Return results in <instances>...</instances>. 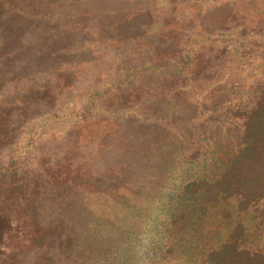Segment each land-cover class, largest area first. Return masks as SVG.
I'll return each mask as SVG.
<instances>
[{"label": "trees", "instance_id": "trees-1", "mask_svg": "<svg viewBox=\"0 0 264 264\" xmlns=\"http://www.w3.org/2000/svg\"><path fill=\"white\" fill-rule=\"evenodd\" d=\"M212 1L163 0L160 4L162 8L163 4L172 6L171 12L184 3L196 2L200 6L194 12V19L200 23L205 44L211 46L187 41L188 47L194 45L189 51L193 61H200L190 70L195 89L204 88V83L212 80L205 78L203 82L202 73L220 69L219 64L226 63L222 61L224 58L237 55L229 42L215 43L218 40L208 39L227 35L232 40L248 34L244 19L231 17L229 13L218 14L225 0H214L209 11L202 8ZM79 4L87 7L82 20H76V14L68 16L67 20L57 19L63 10L62 15H67V8ZM155 5L156 10L159 4ZM202 15L207 17L202 18ZM89 29H95L100 36H109L108 39H114L110 41L119 46L118 53H122L119 62L123 67L118 68L117 74L118 77L124 74L121 82L143 83L148 74L160 78L164 72L168 78L181 83L177 52L166 58L164 62L168 67H164L152 63L133 65L143 60H136L143 54L134 58L129 53L131 49H123L140 44L147 37L149 48L156 53L171 43L161 34L154 13L143 0H0V76L3 75L1 70L16 72L8 75L7 80H0V264H15V255L24 250L39 255L38 258H44L45 254L65 256L67 264H140L146 259L149 262L153 258L150 256V252H154L152 247L160 246L164 232L161 227L159 239H154L156 231L152 224L158 221L157 214L163 220V227L172 223L171 211H163L158 204L164 201L156 198L163 187H172L173 193L183 198L201 196L213 204L231 202L234 212L247 217L249 223H237L226 239L205 256L202 264H264V239L261 238L264 233V83L250 101L238 102L236 98L231 104L235 95L246 97L250 91L237 84L219 89L216 102L220 100L221 104H214L212 100L211 110L230 104L225 113L236 126L231 132L235 134L238 150L211 179L189 172L193 165L190 161L197 157L198 150L190 154L188 144L192 139L199 144L201 126L205 127L208 122L197 126L188 118L181 119L182 116L175 119L177 125L171 124L170 119L162 128L164 124H159L162 118L156 117L154 122L161 128L163 138L156 144L153 143L158 133L150 140L143 139L134 149L124 146L119 153L111 152V144L96 147L94 155L88 156L84 170H77L74 158L66 156L64 159L65 146L51 152L48 164L40 159L33 170L17 160L4 161L2 154L14 144L33 108L41 103L52 104L59 92L51 94L53 84L42 76L51 77L54 71L84 58L88 52L80 43L85 42ZM180 32L194 33L192 27L184 25ZM26 38L31 39L26 40L30 46L25 44ZM65 45L66 51L62 49ZM16 56L23 59L19 70L12 67ZM190 63H193L190 58L183 62L185 66ZM66 76L63 71L59 82L64 79L69 83ZM164 84L172 87L169 86L171 81ZM131 92L125 89L122 96ZM118 100L120 105L123 100ZM186 100L189 107H185L183 113L195 111L201 115L200 112L208 109L202 104L201 110V105L195 102L197 99ZM140 125L148 126L149 120H142ZM120 153L123 156L109 165L110 158ZM128 155L138 164L143 160L146 163L157 161L158 167L146 171L149 175L145 181L141 171L127 172L129 166L118 165ZM142 233L147 235L149 249L138 241ZM28 243L29 247H25Z\"/></svg>", "mask_w": 264, "mask_h": 264}, {"label": "rangeland", "instance_id": "rangeland-1", "mask_svg": "<svg viewBox=\"0 0 264 264\" xmlns=\"http://www.w3.org/2000/svg\"><path fill=\"white\" fill-rule=\"evenodd\" d=\"M154 1L143 0V4L152 10L155 24L158 25L161 34L167 37L171 43L162 52L156 53L149 48L150 41L147 37L140 44L123 49H131L129 53L134 58H137L140 53L143 54L141 58L136 59L137 61L143 60L133 65L152 63L153 65L161 64L164 67H168L167 62H164L166 58L177 52L181 62L177 66V69L182 71L181 83H179L181 85L176 82V79L168 78L164 72L160 78L148 74L143 78V83L136 82L133 85L121 82L124 74H121L120 77L117 74L120 72L118 68L122 66V63L119 62V59L122 58V53H118L119 46L110 41L114 39H108L109 36H100L94 31L95 29H89L85 42L80 43V45L84 44L88 54L84 58L77 59L79 61L68 67L54 71L51 77L42 76L47 82L51 80L53 86L58 84L56 87H50L51 94L59 92L54 96L55 100L52 104L51 102L41 103L33 108V112L24 122L14 144L6 150V153L2 154L6 163L17 160L33 170L40 159L43 163L48 164L52 158L51 152L54 149L59 151V148L65 146L67 153L62 152L64 159L67 158L66 156H70V159L74 158L78 165L77 170H84L88 156L94 155L96 147L111 144V152L119 153L124 150V146L134 149L143 139L150 140L153 135L158 133L155 135L153 143L156 144L163 140L160 129L166 126V120L171 119V124L177 125L176 121L178 120L175 121V119L182 116L181 119L188 118L196 122L197 126L208 122L205 127L201 126L199 144L193 139L188 144L190 154L193 153V150H198L197 157L190 161L193 165L190 166L189 172L207 179L215 177L220 172L227 159L238 150L235 134L231 132L236 126H233V123L227 119L228 116L225 113L230 104L216 109L212 107L213 110L210 107L215 103H222L220 100L216 102V99L220 93L219 89L227 84H237L239 88L250 90L246 97L235 95L231 102L232 105L236 98L238 102L239 100L240 102L250 101L262 88L264 83V0H225L226 3L218 14L226 16L229 13L231 17L236 16L237 19H244V28L248 34L242 38L235 36L232 40H229L227 35L208 39L218 40L215 43L220 40L229 42L231 50H236L237 55H228L227 58H224L222 61H226V63L219 64L221 67L217 68L220 69L213 68L214 70L202 73L203 82H206L205 78L212 80L207 84L204 83V88L197 89H195L196 84L190 75V70L195 67L193 64H198L199 60L193 61L189 51L194 45L188 47L187 41L201 42L202 44L207 42L201 34L200 23L194 19V12L200 6L196 2L184 3L178 5L171 12L172 6L164 4L163 8L160 6L163 0ZM155 3L159 4L156 10L154 9ZM213 4L214 0L204 4L202 8L209 11ZM80 5L82 4L72 6L75 10L72 7L67 8V15H62L65 11L63 10L61 15H57V19L59 21L67 20L68 16L76 14V20H82V13L87 7ZM201 17L207 16L202 15ZM183 25L185 28L192 27L194 33L183 34L180 32L183 30ZM197 34L199 37H195ZM26 40L31 39L26 38L25 44H27ZM33 43L35 42L32 41ZM225 45L223 44V47ZM66 46L62 47L65 51L67 50ZM204 46L211 45L205 44ZM241 46L242 48L239 49ZM32 50H29L28 53L31 54ZM187 58H190L193 63L185 66L183 62ZM22 62L23 59L16 56L12 67H17L19 70ZM63 71L67 73L66 77L70 80L69 83L64 79L59 82L60 74ZM1 72L3 75L0 76V80H7L8 75L16 73L5 70H1ZM164 81H171L169 86L172 85V87L163 85ZM125 89L132 90L131 94L122 96V91ZM171 96L173 98L169 100ZM174 96L180 99L178 100ZM119 98L123 100L120 105ZM190 98L197 99L195 102L201 105V110H203L202 104L206 105L208 109L200 112L201 115L195 111L183 113L184 108L189 107L186 99ZM213 99L214 104L211 103ZM169 115L172 116L168 118ZM156 117L162 118L159 124L164 125H161L160 129L154 122ZM142 120H149V125H140ZM152 130L155 131L152 133ZM159 137L160 139H158ZM122 156L123 153L115 154L110 158L109 165L115 164ZM157 163V161L146 163L143 160L138 164L134 160L131 161L128 155L118 165L129 166L127 172L141 171L142 177H145V181H147L149 174L146 171L157 169ZM146 184L150 186V184ZM156 198L158 201H164L162 204H158L163 211L166 212L167 209L171 211L172 219L170 221L172 223L167 228L163 227V220L159 213L157 214L158 221L151 223L155 225L154 239H159L160 229L164 228L163 235L160 236L162 238L160 246L157 247L155 244L152 247L154 251L150 252V256H153L152 260L148 262V259L145 258L146 260H141L140 264H147V262L151 264H202L205 256L226 239L229 231L237 223H249L245 215L234 212L231 202L213 204L201 196L183 198L178 196L177 192L173 193L172 187L169 189L163 187L159 197ZM261 234V238L264 239V233ZM146 239L147 235L142 233L138 241L142 246L147 245L149 249L148 245L150 244ZM29 244L25 247H29ZM45 255L43 256L46 260L24 250L20 254H16L13 261L15 264H67L65 256L46 255L47 258Z\"/></svg>", "mask_w": 264, "mask_h": 264}]
</instances>
